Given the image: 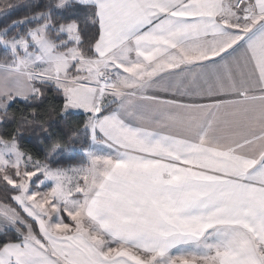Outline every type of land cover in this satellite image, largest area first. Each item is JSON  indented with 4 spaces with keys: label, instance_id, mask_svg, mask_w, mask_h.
Returning a JSON list of instances; mask_svg holds the SVG:
<instances>
[{
    "label": "snow or ice",
    "instance_id": "6c2138e0",
    "mask_svg": "<svg viewBox=\"0 0 264 264\" xmlns=\"http://www.w3.org/2000/svg\"><path fill=\"white\" fill-rule=\"evenodd\" d=\"M0 264H264V0H0Z\"/></svg>",
    "mask_w": 264,
    "mask_h": 264
},
{
    "label": "trees",
    "instance_id": "16d2710c",
    "mask_svg": "<svg viewBox=\"0 0 264 264\" xmlns=\"http://www.w3.org/2000/svg\"><path fill=\"white\" fill-rule=\"evenodd\" d=\"M14 3H20L22 0H13Z\"/></svg>",
    "mask_w": 264,
    "mask_h": 264
}]
</instances>
